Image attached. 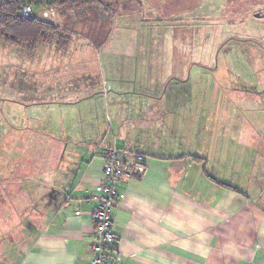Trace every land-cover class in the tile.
<instances>
[{
    "label": "crops",
    "instance_id": "0c3cea01",
    "mask_svg": "<svg viewBox=\"0 0 264 264\" xmlns=\"http://www.w3.org/2000/svg\"><path fill=\"white\" fill-rule=\"evenodd\" d=\"M196 1L139 0L99 46L75 19L63 43L52 42L50 171L32 183L39 195L16 207L43 214L15 264L91 263L90 213L114 144L144 155L145 171L117 186L110 264H264V99L245 105L251 93L223 91L215 78L196 89L202 64L183 45L200 29H178L186 14L194 20ZM157 27L171 38L151 35ZM131 42L152 56L134 57Z\"/></svg>",
    "mask_w": 264,
    "mask_h": 264
},
{
    "label": "rangeland",
    "instance_id": "374dc122",
    "mask_svg": "<svg viewBox=\"0 0 264 264\" xmlns=\"http://www.w3.org/2000/svg\"><path fill=\"white\" fill-rule=\"evenodd\" d=\"M131 3L134 11L140 10L136 0ZM196 5L194 20L186 14L178 21L183 26L178 28L180 32L192 26L200 29L199 34L195 30L194 45L187 40V34L183 45L184 56L202 64L193 71L200 77L196 89L209 90L208 86L213 85L209 81L215 78L214 83L223 91L251 93L249 100L243 99L245 105H260L258 101L264 99L258 98L264 93V17L257 18L255 14L264 13V0H197ZM37 11L36 17L66 26L64 19L53 16L49 10ZM140 16L148 20L156 18L145 12ZM160 30L164 31V37L171 38L170 28L157 27L150 33L160 38L163 34ZM141 33L142 30L137 34ZM130 46L136 58L142 53L152 56L140 43L131 42ZM7 82L31 94L21 97ZM32 91L51 92L33 95ZM204 102L206 99H202L201 105ZM67 115L58 114V120ZM49 145H52V44L41 45L35 54L29 55L0 40V264H15L29 247L32 233L40 228L38 217L42 210L24 213L16 207L39 195L31 187L43 172L50 171L49 165L42 163L48 156ZM6 173L10 174L9 181L2 180Z\"/></svg>",
    "mask_w": 264,
    "mask_h": 264
},
{
    "label": "trees",
    "instance_id": "16d2710c",
    "mask_svg": "<svg viewBox=\"0 0 264 264\" xmlns=\"http://www.w3.org/2000/svg\"><path fill=\"white\" fill-rule=\"evenodd\" d=\"M133 0H34L37 9H57L65 25L34 17L26 20L20 17L14 5L0 8V40L33 55L41 45H51L53 41L63 43L68 32L73 30L71 20L82 26L88 33H95L94 43L105 42L109 25L119 12L134 11ZM140 7L139 0H136ZM88 15H83V14ZM81 14L83 15L81 17ZM68 20V21H67ZM75 32V30L73 31Z\"/></svg>",
    "mask_w": 264,
    "mask_h": 264
},
{
    "label": "built area",
    "instance_id": "2783aa9c",
    "mask_svg": "<svg viewBox=\"0 0 264 264\" xmlns=\"http://www.w3.org/2000/svg\"><path fill=\"white\" fill-rule=\"evenodd\" d=\"M14 5L20 17L31 20L36 11L49 10L53 16H59L57 9H37L34 0H0V8ZM37 11V12H38ZM105 163L103 179L97 186L96 206L90 213L93 223V235L90 244V264H110L116 240L113 230V210L118 203V184L123 179L134 178L145 171L144 155L126 152L115 144L104 151Z\"/></svg>",
    "mask_w": 264,
    "mask_h": 264
},
{
    "label": "water",
    "instance_id": "95a60500",
    "mask_svg": "<svg viewBox=\"0 0 264 264\" xmlns=\"http://www.w3.org/2000/svg\"><path fill=\"white\" fill-rule=\"evenodd\" d=\"M255 17H257V18H259V17H264V13H259V12H258V13L255 14Z\"/></svg>",
    "mask_w": 264,
    "mask_h": 264
}]
</instances>
